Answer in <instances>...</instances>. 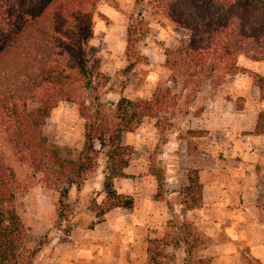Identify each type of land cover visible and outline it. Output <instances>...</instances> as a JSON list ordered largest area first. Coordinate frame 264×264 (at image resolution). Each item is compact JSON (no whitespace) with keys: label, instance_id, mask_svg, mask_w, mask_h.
Masks as SVG:
<instances>
[{"label":"rangeland","instance_id":"374dc122","mask_svg":"<svg viewBox=\"0 0 264 264\" xmlns=\"http://www.w3.org/2000/svg\"><path fill=\"white\" fill-rule=\"evenodd\" d=\"M138 13L148 28L137 45L143 59L124 77L121 70L127 64L125 30L135 22ZM69 30L55 46L75 58H83L88 69L109 78L103 84L94 83L99 102L113 103L119 96L131 101L148 100L158 91L161 102L172 105L157 110L154 118L142 119L132 132L121 134L120 143L128 147V164L124 177L114 179L110 190L127 196L132 205L131 209H115L109 235L100 226L97 240L106 238L123 245V249L128 247L130 230H125V218L135 227L140 226L137 232L138 228H133V252L137 256L133 258L137 259L144 251L145 260L134 263L126 251L123 264H145L148 239L159 241L151 250L157 264H188L182 240L191 245L193 260L203 259L208 264H264L257 259L264 260V251L255 252L246 241L254 236L253 228H258L264 238V140L252 145L246 139L252 135L247 130L255 122V114L264 111V102L254 86L255 76L264 78V57L251 62L239 56L236 65L241 71L224 77L216 87L210 80L203 81L198 88L182 87L180 77L170 81L163 62L165 50L187 42V32L177 30L168 20L152 13L145 3L103 0L75 18ZM80 94L85 104H89V91ZM76 108L73 103L59 102L41 128L49 142L67 147L72 155L82 142L83 120L78 118ZM238 111L241 115L236 117ZM242 144H247V155L245 150L241 151ZM0 152L18 182L15 208L28 244L39 247L32 264H49L47 260L59 254L75 225L81 223L85 229H92L94 222H104L107 213L99 219H85L86 214L94 216L87 203L99 204L105 193L101 187L104 162L101 155L96 169L84 177L82 184L66 188L62 201L71 206V214L60 227L53 228L58 191L44 187L39 174H33L26 162L15 160L10 146L1 137ZM246 156L249 163H255V168L242 167ZM190 171H196L201 185V203L192 209L187 207L191 202L182 193ZM152 172L163 179L159 197H154L157 182ZM175 179L176 184L169 182ZM133 206L137 215L132 216ZM222 211L228 217H222ZM230 213L238 216L241 231H224L219 225H211L213 216L222 219L221 225L226 224ZM168 220L170 224L166 225ZM183 222L190 224L192 233L180 226Z\"/></svg>","mask_w":264,"mask_h":264},{"label":"trees","instance_id":"16d2710c","mask_svg":"<svg viewBox=\"0 0 264 264\" xmlns=\"http://www.w3.org/2000/svg\"><path fill=\"white\" fill-rule=\"evenodd\" d=\"M101 1L0 0V137L10 146L15 160L26 162L33 174H39L44 187L58 191L53 228L60 227L71 214V206L62 201L66 188L82 184L84 177L96 169L100 155L104 161L101 187L105 193L99 204L87 203L88 211L99 219L115 208L131 209L127 196L110 190L114 179L124 177L128 164V147L120 143V136L132 132L142 119L154 118L157 110L172 106L161 102L158 91L148 100L131 101L119 96L113 103L99 102L94 83L103 84L109 78L88 69L83 58L56 48L55 42L69 34L75 18ZM134 1L145 3L152 13L187 32V42L165 50L163 62L170 81L180 77L182 87L198 88L205 80L216 87L224 77L241 71L236 65L239 56L251 62L264 57V0ZM147 29L140 13L127 26V64L121 70L122 76L127 77L142 61L137 45ZM254 86L264 102V78L255 76ZM83 90L91 94L89 104L81 97ZM66 101L77 106V116L83 120L81 146L74 155L41 133L50 111ZM252 134L264 136V111L256 115ZM151 176L157 182L154 197H159L163 179L153 172ZM186 181L182 193L191 202L187 207L192 209L201 203L196 171H190ZM17 189L12 168L0 152V264H32L39 249L29 246L17 215ZM180 226L192 233L188 222ZM158 242L146 241L145 264H157L151 250ZM182 244L188 264H208L203 259L193 260L191 245L185 240Z\"/></svg>","mask_w":264,"mask_h":264},{"label":"crops","instance_id":"0c3cea01","mask_svg":"<svg viewBox=\"0 0 264 264\" xmlns=\"http://www.w3.org/2000/svg\"><path fill=\"white\" fill-rule=\"evenodd\" d=\"M241 115V112L238 111L236 112V117H239ZM256 116V114H255ZM200 117H203V114L200 113ZM255 118V117H254ZM255 120V119H254ZM254 123H252V126L250 129H248L247 131L252 132V128L254 126ZM248 140L251 141L252 145H255L256 143H260L262 142V140H264V136L263 135H248L247 138ZM241 144V143H240ZM243 145V144H242ZM255 151L257 150V148L254 146ZM243 150H245V155H247V153L249 152V150H247V144H244L241 148ZM248 151V152H247ZM243 162H241V165L243 168L245 167H249V168H255V163H249L250 158L248 157V161H247V156L243 157ZM246 161V162H245ZM169 182H171V184H176L177 180H172ZM117 209V208H115ZM115 209H113L112 211L108 212L105 217H104V222H100V223H95L92 226V229H85V227L82 226V224L80 223L79 225H75L72 234L70 235V237H68V242L64 243L63 245H61V247L59 248V254L57 256H53L52 259L47 260V262L49 264H96V262H106V264H115L116 262H120L121 264L124 263V260L126 258V251L127 254L129 255V257H132V261L134 263H143L145 260V256H144V251L141 253L140 257L133 258V257H137L134 252H133V247H135V243L133 240V228H138L136 230L139 231L140 230V226L135 227L133 225V223L131 221H129L128 219H125L126 222L125 223V230L127 232L128 231V235H130V237H128V243L129 246L126 247L125 244V248L123 249V245H119L116 243V241H112L110 239H98L97 240V232L99 230V227L101 226L103 229H106L105 231V235H109L108 232L112 229V220L113 217L115 215ZM216 208L212 207V210H215ZM136 211V207L133 206L132 207V216L135 214L137 215ZM143 212V211H142ZM222 217H228V214H226L227 212L222 211ZM89 214V213H88ZM91 215V214H90ZM88 216L87 214L85 215V219L89 220L90 219H94V216ZM233 214L230 213L229 214V219L228 222L226 224L221 225V221L222 219H215V217H211V225L213 226H218L219 228L220 226L222 227V230H235V231H241L243 229V226H241L242 224L240 223V220L238 218V216L233 217ZM164 216V215H162ZM233 217V218H232ZM221 218V217H220ZM130 222V223H129ZM237 228H239L237 230ZM255 231L254 236L250 239V241L247 239V246L250 247H254L255 248V252H263L264 251V238L261 237V232L258 228H253ZM96 237H95V236ZM243 236V233H242ZM94 238H96L94 240ZM122 246V247H121ZM118 247L120 249H118ZM143 243H142V248H143ZM118 249V250H117ZM260 259L261 262H263V258H257Z\"/></svg>","mask_w":264,"mask_h":264}]
</instances>
